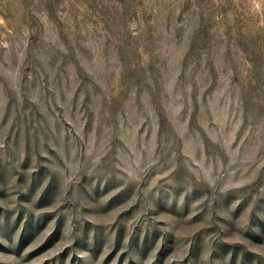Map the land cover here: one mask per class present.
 <instances>
[{"label": "rangeland", "instance_id": "1", "mask_svg": "<svg viewBox=\"0 0 264 264\" xmlns=\"http://www.w3.org/2000/svg\"><path fill=\"white\" fill-rule=\"evenodd\" d=\"M0 264H264V0H0Z\"/></svg>", "mask_w": 264, "mask_h": 264}]
</instances>
